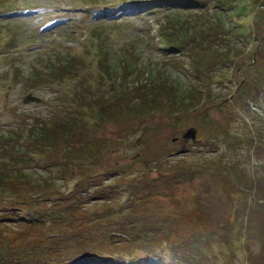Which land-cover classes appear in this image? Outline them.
Here are the masks:
<instances>
[{"label":"rangeland","instance_id":"1","mask_svg":"<svg viewBox=\"0 0 264 264\" xmlns=\"http://www.w3.org/2000/svg\"><path fill=\"white\" fill-rule=\"evenodd\" d=\"M163 4L158 0L152 4L147 0H0V106L3 107L4 100H7L8 105L12 101L17 102L19 105H14L16 115L21 108L27 112L26 115L37 112L38 117H41L39 112L45 114L49 111V115L53 116L55 114L53 108L62 110L66 107L64 111H70L72 116L74 114L79 116L80 111L88 108L71 102L73 98L70 92L73 83L82 80L80 84L82 88H87L84 83L88 85L90 92L96 94L103 91L110 95L109 98L114 96L126 101L138 100L142 97L136 94L135 86L137 87L140 79L147 75L146 72L150 71L152 65H160L168 74L179 76L180 81L185 84L184 81L187 79L179 73L183 67H179L181 64H172L166 54L173 51L165 53L159 49L155 25L164 8L170 6L184 10L186 6L177 3L164 6ZM2 7L4 9L16 7L17 10L25 11L24 14L20 12L5 14ZM250 15L248 14L246 21L250 19ZM261 22L263 24L254 26L248 24L245 28L235 29L240 34L243 29L251 30L248 37L244 36V41L237 39L243 43L244 50L233 54L231 62L225 67V72L206 82L207 88L210 86L214 92L212 95L207 94L206 100L173 109L167 105V100L171 98L166 97L151 107L141 104L139 109L133 107L129 108L130 111L125 104L122 110L123 117L117 119L114 116L107 121L103 120V126L97 128L94 133L99 139L102 136L111 141L107 154L105 152L98 154L103 164L97 165L91 163L87 156H79V162L85 166L88 163L87 168L93 173L96 181L102 184L112 181L114 185L109 194L111 201L115 202L120 193L123 195L128 193L126 200H129L131 195L142 197L144 193V206L148 210L159 212L158 218L170 215L166 219L173 220L175 225L169 237L171 240H166L167 245L172 242L173 246H179L178 251L184 256L190 254L189 263L171 255L172 252L167 246L159 244L160 249L154 254L159 255L162 262L149 259L154 264H264V20ZM90 26L102 30L108 37L104 40L105 57H101L102 61L107 60L108 64L102 62V71L99 70L100 80L97 77V56L92 48H89L91 38L85 31ZM3 36L8 38H2ZM129 48H134L131 54L137 61L135 69L140 70L138 72H135V69L130 72L123 68L125 61L123 50ZM68 49L83 54L84 60L80 61L79 65L84 64L86 67L78 66L77 72L80 73L77 74V79L50 78L48 82H34L38 71L36 67H39L40 61L50 63L53 57H56V51L64 52ZM179 57L185 59L182 53H179ZM143 67L144 69H141ZM49 72L53 74L52 70ZM126 78L133 82L134 87H128L129 81L127 82ZM29 83L35 84L31 85L33 87L31 89L41 95L39 101L20 99L22 93L29 88ZM124 85H127V93L125 91L122 96L119 91ZM117 88L118 93H113L112 91ZM256 92L258 94L255 98H248L247 94L254 95ZM67 119V122L62 123L64 128L69 127L68 122L75 121L71 115ZM190 125L197 128L194 140H189L188 135H182V131ZM2 126L0 124V128ZM76 127L74 133L80 132L78 129H84L79 123ZM215 133L218 135L217 138H210ZM75 137L76 135L72 134L68 144ZM250 138L255 139L257 153H250L251 148L247 149L244 143V139ZM62 142H65L64 139ZM221 145L227 149V158L224 157L223 160L216 156ZM175 148L176 150L169 151ZM57 152L56 155H65L61 148ZM156 154L160 156V160ZM108 155L110 161L107 165L110 169L119 164L130 173L113 172L104 167ZM154 155L157 156L155 161ZM211 156L214 161L232 160L244 189L234 191V186L228 185L221 177L219 179L215 177L213 180V169L209 170V166L202 168L200 173L185 181H172L168 186L166 184L163 186V183L157 184L152 178L148 182L149 187L153 185L152 188L146 189L144 186L146 178L152 174H155L156 178L159 177L157 175L161 171L156 169L159 166L158 161H162L159 169L164 168L169 174L168 165L174 169L182 162L196 165L197 159L210 160ZM77 168L80 170L78 166ZM143 168L147 171L143 172ZM26 169L34 171V174L46 173L41 165ZM192 169L196 171L195 168ZM104 170L108 172L104 173ZM98 171H102V174H95ZM164 171L161 174H164ZM216 174L222 175L220 171L214 170L213 175ZM90 178L93 179L90 176L89 181ZM261 178L262 190L258 188L262 185ZM245 188H254L257 201ZM83 189L86 193V187ZM88 189L90 191L84 197H76L85 198L82 202L85 204L80 207L86 208L85 210L92 204L95 206L97 204L95 202H99L100 199L92 198L93 195H100L95 193L96 186H90ZM113 193L117 194L114 198ZM49 201L39 203L40 207L36 211L42 214L47 204H52L54 210L57 205L53 199ZM72 201L73 199L65 200ZM249 201L253 202L252 209L246 206L250 204ZM36 206L37 203H34L31 210L25 211H32ZM0 208L6 210L3 206ZM50 216V213H46L45 219L41 221L36 219L37 222L32 224L15 219L0 220V235L12 241L9 254L12 256L21 254L25 262L28 257L22 245L26 243L30 246L35 245V239L36 241L41 239L42 230L60 226L49 223L48 220L53 219ZM150 219L153 218L148 217L145 225H149ZM153 220L155 223L158 222V219ZM92 224V220H88L78 228L84 235V241L73 249H92L98 256L112 254L110 258L115 257L118 260L111 264H153L132 263L129 258L141 252L136 245L149 247L159 242L157 234L150 232L152 226L149 225L150 231L146 233L140 224L129 222L127 229H121L129 234L128 238H124L122 233L104 234V240L90 243L92 241L90 236H94ZM78 225L74 223L71 227L76 228ZM111 225L116 224L110 223L108 228L102 230L109 232ZM137 233L142 235L139 236ZM7 235L10 237H5ZM3 256H6V251H0L1 261ZM142 256L147 257L144 251ZM105 261L109 264L107 260ZM2 264L9 262L5 261Z\"/></svg>","mask_w":264,"mask_h":264},{"label":"trees","instance_id":"2","mask_svg":"<svg viewBox=\"0 0 264 264\" xmlns=\"http://www.w3.org/2000/svg\"><path fill=\"white\" fill-rule=\"evenodd\" d=\"M167 2L168 0H165V3ZM181 2L182 4L189 3L194 5L195 8L186 9V11L180 9L164 10L157 20V32L160 37L164 39L167 46L185 55L190 67L189 77L187 81H184L185 84L180 81L179 76L168 74V71L162 69L160 65H152L150 71L146 72L147 75L140 79V83L137 84V87L135 86L136 94L141 95L139 97L142 98L126 101L125 99H121V97L114 98L113 96V98H109L105 92L89 94L88 85L83 83V85L87 86L86 89L80 86L81 80L78 82L77 86L74 87L75 91H73V93L79 97H83V99L87 101L85 102L87 105H93L91 108V116L96 126H101V123L104 124L103 120L107 121L114 116H116L117 119L121 116L123 117L122 110L125 104L128 107L127 110L133 107L139 109L141 104L151 107L166 97L171 98L167 100V105L173 109L174 107L189 103L195 104L199 101L206 100V98H208L206 96L207 94H214L210 86L207 88L208 83L206 82L214 80L216 75L219 76L225 72V67H227L228 61L233 58V54L235 55L244 50L243 43L238 40L241 39L244 41V36L245 38L248 37L251 30L248 31L243 29L240 34L235 31V29H237V27L245 28L248 24L251 26L258 25L262 23L261 20H264V0H181ZM248 14H251L250 19L246 21ZM230 23L233 24L229 25ZM256 32L258 34V29ZM90 33L96 36L98 39L97 44L100 47L99 49L102 50L104 54L106 51L104 40L107 34L102 33V30H90ZM133 50L134 48L123 50V58L125 59L123 68L130 72L135 69V64H137L136 59L132 58ZM55 53L56 57H53V61L44 64V67L47 68L42 71L44 73H40L39 79H46L50 70L53 71V74L50 76L56 78L79 73L77 72L79 65L76 62L78 60L75 59V55H69L67 51L63 53L61 51H56ZM167 56L172 64H179V60H181L180 57H176L175 55L167 54ZM103 63L108 64L107 60H104ZM141 69H144V67ZM138 71L140 70L135 69V72ZM126 75L127 74H125V76ZM124 79L125 78H123L122 81H124ZM128 81L129 80H127V82ZM129 82L131 84L130 87H134L133 82ZM126 87L127 85H124V90L122 88L119 91L120 95L123 96L125 91L127 93ZM112 92L118 93V88ZM71 114L72 113L68 112V114L54 116L49 127L46 126L43 119L38 116L36 119L39 126L37 125V121L32 123V121L23 120L20 122V125L27 127V131H25V133L22 132L24 133L23 135L18 128L16 130L6 128V130L1 132L2 137H4H1L0 141V145H4L0 146L1 205L7 202L16 203L14 205L26 204V201L23 199L32 201L31 198H34V196L30 195V193H28V198H21V193L24 192L25 194L28 190L22 191L21 188H18L20 184H22L23 187L27 186L30 190L31 183L33 187L35 185L40 188L44 187L45 191L48 189L51 181H53L51 180L53 177L46 176V178H40L39 174H34L33 171L23 168L25 164H30V144L38 148L47 145L49 148H54L55 150L61 148L65 152L64 156L69 158L84 157L86 155L93 158L98 156L100 153L99 146L105 143V139L102 138V136L101 139H99L98 136L89 137L88 132H85L86 129H78L80 132L76 131L74 133L73 130L77 129L76 124H78L79 121L75 115L72 116ZM70 115L75 121L68 122L69 127L64 128L62 123L67 122V118H69ZM72 134H75L76 137L68 144ZM38 137H42L46 141H36ZM62 139H64L65 142H62ZM198 165L201 169L209 165V170H212L214 169V165L217 164L215 161L205 163L201 160ZM84 168L87 169V167ZM79 173L82 175L81 171ZM47 177L51 179L49 180ZM219 177L233 184L230 177L226 175H221ZM48 191L51 192L50 189ZM77 205L80 206V203ZM247 205L252 208V204ZM73 207H76V205L64 206L63 208L70 209ZM70 216L72 219L73 213L70 212ZM63 230L65 231L67 229L63 228ZM69 233L72 234V231L70 230ZM5 237L10 236L7 235ZM47 238L44 239L41 236V239H37V241L35 239V245L32 246L28 245V243L22 245L25 248L26 257H29L30 261L26 258L24 262L23 257L14 255V259L10 260L9 264H50L54 262L58 254H61L62 246L55 243L50 237ZM57 239L58 241L67 240L63 234ZM7 240L8 239H4L3 235H0V247L4 246ZM80 241L82 242V240ZM52 244H54V246Z\"/></svg>","mask_w":264,"mask_h":264},{"label":"water","instance_id":"3","mask_svg":"<svg viewBox=\"0 0 264 264\" xmlns=\"http://www.w3.org/2000/svg\"><path fill=\"white\" fill-rule=\"evenodd\" d=\"M194 133V128L193 127H189L184 134H193Z\"/></svg>","mask_w":264,"mask_h":264}]
</instances>
